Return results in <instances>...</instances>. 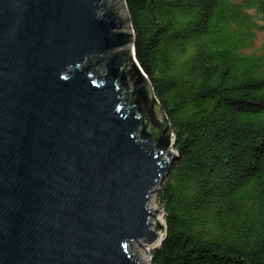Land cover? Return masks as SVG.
Listing matches in <instances>:
<instances>
[{"label":"water","instance_id":"water-1","mask_svg":"<svg viewBox=\"0 0 264 264\" xmlns=\"http://www.w3.org/2000/svg\"><path fill=\"white\" fill-rule=\"evenodd\" d=\"M174 145L125 0H0V264H151Z\"/></svg>","mask_w":264,"mask_h":264},{"label":"trees","instance_id":"trees-1","mask_svg":"<svg viewBox=\"0 0 264 264\" xmlns=\"http://www.w3.org/2000/svg\"><path fill=\"white\" fill-rule=\"evenodd\" d=\"M125 1L180 154L152 264H264V0Z\"/></svg>","mask_w":264,"mask_h":264},{"label":"rangeland","instance_id":"rangeland-1","mask_svg":"<svg viewBox=\"0 0 264 264\" xmlns=\"http://www.w3.org/2000/svg\"><path fill=\"white\" fill-rule=\"evenodd\" d=\"M261 41H262V36H260V38H259V41H258V45H260V43H261ZM150 206L151 207H153V208H158L159 207V205H158V203H157V201H156V195H154L152 198H151V200H150ZM158 216H159V218H162V219H164V215H163V213L162 212H159L158 213ZM165 220V219H164ZM138 242H134L133 243V247H132V250L134 251V253H136L138 256L140 255V251L137 249V247H138ZM143 244H146V243H144L143 242ZM152 251L153 250H151V253H152ZM138 259H139V261L140 260H142L143 262V264H150V261L149 260H147V259H143V258H141V257H138ZM151 260V259H150ZM151 264H152V262H151Z\"/></svg>","mask_w":264,"mask_h":264},{"label":"bare ground","instance_id":"bare-ground-1","mask_svg":"<svg viewBox=\"0 0 264 264\" xmlns=\"http://www.w3.org/2000/svg\"><path fill=\"white\" fill-rule=\"evenodd\" d=\"M141 262H143L142 260H140Z\"/></svg>","mask_w":264,"mask_h":264}]
</instances>
